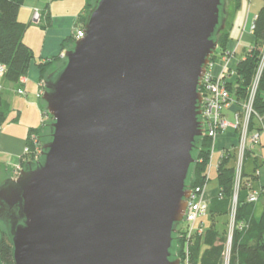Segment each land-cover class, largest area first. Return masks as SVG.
Segmentation results:
<instances>
[{
  "label": "water",
  "instance_id": "obj_1",
  "mask_svg": "<svg viewBox=\"0 0 264 264\" xmlns=\"http://www.w3.org/2000/svg\"><path fill=\"white\" fill-rule=\"evenodd\" d=\"M227 2L95 0L44 82L49 141L0 185L13 264H181L199 90Z\"/></svg>",
  "mask_w": 264,
  "mask_h": 264
},
{
  "label": "trees",
  "instance_id": "obj_2",
  "mask_svg": "<svg viewBox=\"0 0 264 264\" xmlns=\"http://www.w3.org/2000/svg\"><path fill=\"white\" fill-rule=\"evenodd\" d=\"M89 1H91V9L95 0ZM24 3L25 0H0V65L6 68L3 88L5 83L11 85L20 84L21 80L28 75L31 62L34 59L32 50L24 43L27 24L19 20V12ZM86 19L87 16L84 18L83 24H85ZM253 33L254 38L251 44V47L254 48L253 53L247 55L244 60L237 61L236 76L227 82L228 89L240 102H244L248 97L253 78L257 74L264 52V6L256 17ZM228 41L229 36L227 33L220 38L219 43L222 52L227 50ZM73 43L74 40H72V45ZM60 59L59 55L56 58L47 62H41L37 65L42 79L46 80L54 70V63L60 62ZM255 110L260 115H264V69L256 94ZM42 112L43 117L48 115L44 107ZM9 115L10 107L3 100L2 92H0L1 129ZM43 125L46 124L44 123ZM255 125V122H253V129ZM42 128L43 126L39 129H32L29 133L26 148L31 150V154L29 155L31 159L28 162H34L36 160L34 144L30 140L31 137L35 134L40 136L39 142L41 149L46 143L42 140L44 131ZM213 146L212 138L207 135H204L200 139L198 149L194 152L196 163L192 167L193 172L191 173L193 175H191L189 181L191 189L204 187L205 185L206 190L208 189L212 180L210 176L208 178V167ZM250 157L251 153L248 152L245 159L236 214L231 231V248L229 246L225 248L223 243L225 241L223 238L224 235L219 229L222 222L229 219L231 222L233 221L234 207H232V203L234 202L236 185V166L233 164V160L237 157L235 158V155L228 150L221 156L217 169H215L218 182L217 195L208 199L209 208L207 214L198 219L196 229L190 235L184 223L181 231L177 234L174 254L180 260L181 264H185L187 255L189 264H264V214L258 220L254 217L255 205L261 200L262 193L252 191L246 200L242 199V191L244 189L250 190L247 187L249 181L246 180L247 176L245 175V165ZM28 162L27 155L24 153L21 159L23 168ZM256 162L257 166L250 181L260 177L255 172L264 165L263 163L258 165L257 159ZM253 193L259 194L258 201L255 203L248 201L249 196ZM225 251H227L226 258ZM0 259L4 264H13L12 246L6 232L2 228H0Z\"/></svg>",
  "mask_w": 264,
  "mask_h": 264
},
{
  "label": "crops",
  "instance_id": "obj_3",
  "mask_svg": "<svg viewBox=\"0 0 264 264\" xmlns=\"http://www.w3.org/2000/svg\"><path fill=\"white\" fill-rule=\"evenodd\" d=\"M249 1L252 6L254 4L255 13L253 16L247 15L246 19L240 22L236 39L231 36L236 21L233 15L235 10L242 8L241 0H235L227 22V34L230 39L227 43V51L235 49L239 43L238 52L243 48L246 53L243 57L237 58V61L244 58L252 46L254 37L251 27L264 6V0ZM90 4L89 0H25L19 12V20L27 24L24 43L32 50L34 59L28 75L21 80L20 84H4L2 98L10 107V115L6 120L7 126H2L0 131V168L10 172L22 166L21 159L24 156L29 133L32 129H39L44 120L41 115L43 114L42 102L36 96L42 90L45 80L41 78L37 65L56 58L71 48L73 35L83 28V20L90 10ZM34 9L42 12L41 21L38 23L33 21ZM19 89H23L25 95L19 94ZM41 116L42 120H40ZM237 142L238 135L234 131H228L217 139L214 156L218 154V162L223 152L232 149ZM256 159L258 165L264 162V140L261 147L253 150L246 162L245 175L246 180L249 181L247 187L250 190L242 191L243 200H246L252 191L262 193L261 200L255 205L254 211V217L258 220L264 214V174L250 181L257 166ZM218 162H213L212 172L217 169ZM217 189L207 193V198L215 197Z\"/></svg>",
  "mask_w": 264,
  "mask_h": 264
},
{
  "label": "built area",
  "instance_id": "obj_4",
  "mask_svg": "<svg viewBox=\"0 0 264 264\" xmlns=\"http://www.w3.org/2000/svg\"><path fill=\"white\" fill-rule=\"evenodd\" d=\"M41 16L42 12L40 10H33L34 22H40ZM251 31L254 32V24L251 27ZM83 37L84 29L82 28L76 31L74 35V42L82 39ZM60 58L62 60L65 59V52L60 54ZM236 64L237 58L235 59V51L232 50H228L226 54L222 56L220 61H216L215 56L212 57L199 90L203 98L201 121L204 135L212 138L214 142L208 167V178L213 169L215 141L218 139V137L228 131H234L238 135V157L236 165V185L234 196L235 206L233 209V222L236 214V207L246 155L248 152L253 151L256 146H261L262 141L264 140V115H260L255 110L256 94L264 69V52L262 54L258 72L255 75L248 93V97L244 102L238 101L235 95L230 92L227 85V82L230 81L231 78L236 76ZM214 70H220V72L215 73ZM5 71L6 68L0 65V92L3 90V79L5 76ZM42 85V90L36 96L40 100H42L45 90L44 83ZM18 93L21 95H25V91L23 89H19ZM253 122H255L256 124L254 129L252 128ZM33 144L37 160L39 158V155L41 154L42 149L40 148L39 140H33ZM24 153L25 155H30L31 150L29 148H26ZM21 171L22 166H18L17 168H15L14 177H18ZM261 173L264 174V165L257 171V175H261ZM258 197V193H253L251 196H249L248 201L251 203H255L258 201ZM208 208L209 203L206 196V185L204 187L192 189L189 205L184 217V224L186 225L189 235L195 231L198 219L204 217L207 214ZM231 241L232 238L230 237V242L228 245L229 248H231ZM186 257L187 259L185 261V264H189L188 255Z\"/></svg>",
  "mask_w": 264,
  "mask_h": 264
},
{
  "label": "rangeland",
  "instance_id": "obj_5",
  "mask_svg": "<svg viewBox=\"0 0 264 264\" xmlns=\"http://www.w3.org/2000/svg\"><path fill=\"white\" fill-rule=\"evenodd\" d=\"M260 1V0H259ZM241 2H242V8L240 9V8H238L237 10H235V13H234V15H233V19L236 17V21H235V24H234V29L232 30V34H231V36L233 37V38H237V35H238V33H239V29H238V26L240 27V22H243L245 19H246V16L248 15H250V16H253L254 15V13H255V8H254V4H253V6H252V4L250 3V1L249 0H241ZM256 3V2H255ZM234 4H235V0H230V2H227V5H228V9L231 11V10H233V8H234ZM255 5H257V4H255ZM83 27H84V25H83ZM252 32V31H251ZM76 33V32H75ZM75 35V34H74ZM74 35H73V40H74ZM253 35H254V33H253ZM230 40V39H229ZM229 42V41H228ZM238 43V42H237ZM238 47H239V43L237 44V46H236V48L235 49H233L232 51H235V59L236 58H240V57H243V55H245L246 53L244 52V50H243V48L238 52ZM226 49H227V47H226ZM226 52H227V50L226 51H224V52H222V50H221V48H220V43H219V48L217 49V51H216V53H215V59H216V61H220L221 60V58H222V56H224L225 54H226ZM213 56V57H214ZM221 57V58H220ZM61 61L60 62H58V63H54V70H53V72L54 71H56L58 68H60L62 65H63V63H64V60H62V59H60ZM215 71V73H218V72H220V70H218V71H216V70H214ZM258 72V71H257ZM253 80H254V78H253ZM252 83H253V81H252ZM1 92H3V90L1 91ZM41 102H42V106L44 107V109H45V104H44V102L41 100ZM42 115V114H41ZM43 123H42V126H43V136H42V140L43 141H45V142H48L49 141V134H50V131H49V128L47 127L48 126V124H50L51 123V121H52V119L50 118V116L49 115H46L45 117H43ZM40 120H42V116H41V118H40ZM46 124V125H43V124ZM3 126H7V123L5 122L4 124H3ZM37 134H35L34 136H32L31 137V141L33 142V140H35V139H37V140H39L40 139V136L39 135H37ZM222 136V135H221ZM219 138V137H218ZM217 141V140H216ZM216 141H215V143H216ZM214 143V142H213ZM238 143V142H237ZM237 143L235 144V146H233L232 147V149H229L230 150V153L232 152L234 155H235V158L236 157H238V151H237ZM259 147H261V146H256V148H259ZM255 149V148H254ZM228 151V150H227ZM226 151V152H227ZM253 151H251L250 153H252ZM31 158L29 157V155H27V162H28V160H30ZM214 161H215V163H217L218 162V154L216 153L215 154V156H214ZM233 164L236 166L237 165V158L235 159V160H233ZM263 164H264V162H263ZM262 168V167H261ZM22 169H23V166H22ZM262 170V169H261ZM258 171V170H257ZM257 171L255 172V174L257 173ZM193 172V171H192ZM191 175H193V173H191ZM261 175H262V173H261ZM261 175H259L260 177H261ZM13 176H15L14 175V171L12 170V171H10V172H8V171H6L5 170V168L4 169H2V168H0V185H1V183L3 182V181H5L6 179H9V178H11V177H13ZM210 177H211V182H210V184H209V186H208V189L206 190V196H207V193L209 194V193H211V192H213L214 190H216L217 188H218V182H217V177H216V170H214L213 172H212V174L210 175ZM259 177V178H260ZM263 201V200H262ZM235 206V204H234V202L232 203V207H234ZM232 227H233V221L231 222V220L229 219V220H227V221H225V222H222L221 224H220V227H219V229H220V231H221V233L224 235L223 236V238H224V245H225V248H227V246L229 245V242H230V237H231V231H232ZM226 229V230H225ZM225 230V231H224ZM225 232V233H224ZM227 251H225V253H226ZM175 253V252H174ZM226 255H227V253L225 254V258H226ZM228 264V263H227Z\"/></svg>",
  "mask_w": 264,
  "mask_h": 264
},
{
  "label": "bare ground",
  "instance_id": "obj_6",
  "mask_svg": "<svg viewBox=\"0 0 264 264\" xmlns=\"http://www.w3.org/2000/svg\"><path fill=\"white\" fill-rule=\"evenodd\" d=\"M253 50H254V48H252V47L249 48V51H248L247 55H250L251 53H253ZM246 56L244 58L240 59V60H244L246 58Z\"/></svg>",
  "mask_w": 264,
  "mask_h": 264
}]
</instances>
